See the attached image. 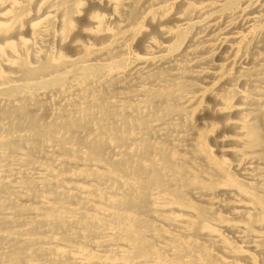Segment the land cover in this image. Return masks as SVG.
Returning <instances> with one entry per match:
<instances>
[{
    "label": "bare ground",
    "instance_id": "bare-ground-1",
    "mask_svg": "<svg viewBox=\"0 0 264 264\" xmlns=\"http://www.w3.org/2000/svg\"><path fill=\"white\" fill-rule=\"evenodd\" d=\"M0 264H264V0H0Z\"/></svg>",
    "mask_w": 264,
    "mask_h": 264
}]
</instances>
